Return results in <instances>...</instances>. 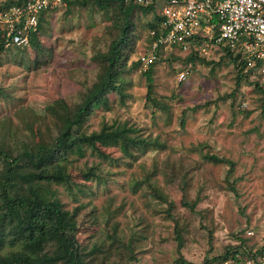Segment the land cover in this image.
Returning <instances> with one entry per match:
<instances>
[{"label":"rangeland","instance_id":"rangeland-1","mask_svg":"<svg viewBox=\"0 0 264 264\" xmlns=\"http://www.w3.org/2000/svg\"><path fill=\"white\" fill-rule=\"evenodd\" d=\"M156 4L132 15L122 92L106 94L81 128L127 127L150 143L128 156L120 145H100L106 156L89 150L73 163V186H59V196L77 213L83 264H181V255L196 264H244L245 253L241 262L216 258L243 249L242 240L244 247L264 246V80L256 72L240 80L236 63L215 49L189 61L163 48L154 65L136 66L152 48ZM119 11L117 2L104 9L95 1L67 3L44 15L36 45L0 54V137L14 153L59 130L49 105L74 107L105 74L103 55L121 35ZM183 70L187 79L180 81ZM96 165L98 175L85 180L83 172ZM186 201H197L195 209Z\"/></svg>","mask_w":264,"mask_h":264},{"label":"trees","instance_id":"trees-1","mask_svg":"<svg viewBox=\"0 0 264 264\" xmlns=\"http://www.w3.org/2000/svg\"><path fill=\"white\" fill-rule=\"evenodd\" d=\"M22 0H7L15 2ZM95 1L101 8H109V4H120L118 18L122 21L118 26L121 30L120 37L112 41L107 53L103 55L106 63V72L100 77L82 98V101L74 107H69L63 100L49 105L48 110L59 117V130L52 133V137H43L35 143L25 142L22 144L20 153H14L13 144L7 139L0 137V264H83V256L77 237L78 220L77 213L65 208V204L59 196L58 187H72L73 176L70 168L76 160L84 157L89 150L99 151L100 155L106 156L100 149V145H120L125 155H131L134 147L150 143L149 139H139L131 134L132 129L127 127L112 128L107 124L99 130L90 133L81 130L82 124L88 116L105 102L106 94L110 91L122 92L119 83L122 77L120 67L123 66L124 51L133 39L132 15L135 10L148 13L155 10L158 0L150 3H139L136 0H67L70 5L80 3L85 5ZM51 12V11H48ZM45 13L41 16V24ZM161 17L158 14V23H151V28L159 33ZM42 26V25H41ZM37 35L33 33L31 43L36 45ZM158 34L152 35V43ZM17 48V47H15ZM157 58L150 66L157 62ZM175 50V49H173ZM4 49L0 38V54ZM226 53L239 67V79L256 72L251 68L245 73L246 61L240 53L228 46H221L219 50ZM199 52L191 51L186 60L193 61ZM140 61L134 64L138 66ZM149 97L153 94L154 73L152 69L146 71ZM261 77V76H259ZM264 80V78L262 77ZM255 81V80H253ZM256 86L262 88L257 81ZM153 101L156 99L151 98ZM155 105L159 104L157 101ZM61 110L63 113L61 115ZM55 112V113H54ZM206 157L214 162H226V160L214 154ZM98 175L97 165L87 168L83 172L85 180ZM235 190V187H232ZM185 206L195 209L194 203L184 202ZM179 250L182 248V236L178 234ZM241 241L240 251L227 250L221 257L216 259L221 262L234 260L241 262L243 254L249 256ZM231 255V257H230ZM245 257V258H246ZM244 258V259H245ZM181 264H196L181 255L178 259ZM203 264H212L206 260Z\"/></svg>","mask_w":264,"mask_h":264},{"label":"built area","instance_id":"built-area-1","mask_svg":"<svg viewBox=\"0 0 264 264\" xmlns=\"http://www.w3.org/2000/svg\"><path fill=\"white\" fill-rule=\"evenodd\" d=\"M150 3L152 0H136ZM161 8L159 33L148 53L140 60L149 66L157 58L159 48L175 49L184 54L191 51H219L228 46L246 61L245 72L256 69L264 78V0H158ZM67 0L0 1V38L4 49L28 48L33 33H39L41 16L56 11ZM188 71L179 73L187 79ZM249 236L255 235L248 231ZM249 256L244 264H264V246L245 247Z\"/></svg>","mask_w":264,"mask_h":264},{"label":"clouds","instance_id":"clouds-1","mask_svg":"<svg viewBox=\"0 0 264 264\" xmlns=\"http://www.w3.org/2000/svg\"><path fill=\"white\" fill-rule=\"evenodd\" d=\"M153 30H156V29H153ZM153 30H152V31H153ZM152 31H151V34H152Z\"/></svg>","mask_w":264,"mask_h":264}]
</instances>
